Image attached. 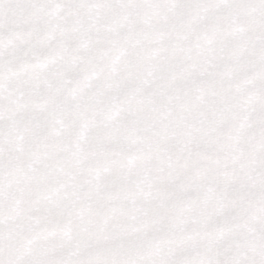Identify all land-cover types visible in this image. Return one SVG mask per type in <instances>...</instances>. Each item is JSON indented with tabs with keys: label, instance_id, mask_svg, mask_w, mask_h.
I'll return each mask as SVG.
<instances>
[{
	"label": "snow or ice",
	"instance_id": "obj_1",
	"mask_svg": "<svg viewBox=\"0 0 264 264\" xmlns=\"http://www.w3.org/2000/svg\"><path fill=\"white\" fill-rule=\"evenodd\" d=\"M0 264H264V0H0Z\"/></svg>",
	"mask_w": 264,
	"mask_h": 264
}]
</instances>
